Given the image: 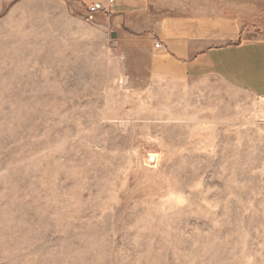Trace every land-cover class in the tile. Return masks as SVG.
<instances>
[{
  "label": "rangeland",
  "instance_id": "obj_1",
  "mask_svg": "<svg viewBox=\"0 0 264 264\" xmlns=\"http://www.w3.org/2000/svg\"><path fill=\"white\" fill-rule=\"evenodd\" d=\"M85 16L0 0V264H264V93Z\"/></svg>",
  "mask_w": 264,
  "mask_h": 264
},
{
  "label": "crops",
  "instance_id": "obj_2",
  "mask_svg": "<svg viewBox=\"0 0 264 264\" xmlns=\"http://www.w3.org/2000/svg\"><path fill=\"white\" fill-rule=\"evenodd\" d=\"M100 20L127 56H152L156 74L214 72L264 93V0H119Z\"/></svg>",
  "mask_w": 264,
  "mask_h": 264
},
{
  "label": "built area",
  "instance_id": "obj_3",
  "mask_svg": "<svg viewBox=\"0 0 264 264\" xmlns=\"http://www.w3.org/2000/svg\"><path fill=\"white\" fill-rule=\"evenodd\" d=\"M119 0H106L105 3L101 1H92L86 6V20L90 22L96 21V15L99 12H107L108 8L114 6ZM160 47V44H156Z\"/></svg>",
  "mask_w": 264,
  "mask_h": 264
},
{
  "label": "water",
  "instance_id": "obj_4",
  "mask_svg": "<svg viewBox=\"0 0 264 264\" xmlns=\"http://www.w3.org/2000/svg\"><path fill=\"white\" fill-rule=\"evenodd\" d=\"M112 36H113V37H116V33H113Z\"/></svg>",
  "mask_w": 264,
  "mask_h": 264
}]
</instances>
